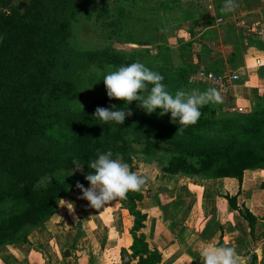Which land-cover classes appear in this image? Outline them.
Instances as JSON below:
<instances>
[{
  "label": "trees",
  "instance_id": "obj_1",
  "mask_svg": "<svg viewBox=\"0 0 264 264\" xmlns=\"http://www.w3.org/2000/svg\"><path fill=\"white\" fill-rule=\"evenodd\" d=\"M141 1L29 0L20 11L12 6V0H0V205L10 201L8 215L0 219V248L27 242L29 231L43 226L63 197L79 191L77 182L88 185L84 178L92 171L88 162L107 151L112 152L113 158L122 157L135 172V145L141 147L146 158L169 154L160 165V170L168 174L241 181L245 170L264 169L261 100L246 113L228 111L226 117H218L213 109L204 106L197 123L182 131H178V123L170 120V113L160 116V109L151 114L137 112L122 100L109 99L106 90L82 110L72 109L71 104L81 97V71L107 65L118 69L139 62L141 56L112 47L75 48L71 44L73 19L94 17L109 38L141 44L129 32L122 39L127 26L126 5L143 7ZM245 2L250 8L251 1ZM223 3L224 0L215 3V16L223 14ZM163 4L159 6L164 7ZM90 8H94V13ZM202 20L203 15L194 12L193 24ZM189 33L194 35L193 31ZM210 35L211 32L207 36ZM242 36L232 30L225 38L237 49L245 46ZM248 39V45L264 51V39ZM198 43L197 63L183 61L175 65L167 47L160 49L161 61L157 60L158 55L153 58L156 67L152 71L164 77L162 83L170 93L196 85L189 84L187 78L200 64L207 70L223 72L217 63L205 60L208 45L202 40ZM191 46L192 41H186L180 49ZM237 56L235 51L234 57ZM113 105L131 110L132 115L121 125L102 124L93 117L97 107L114 110ZM73 161L83 163L82 171H74ZM60 172L65 174L59 177ZM226 198L244 220H255L247 209L237 205L236 195ZM141 199V190L130 191L121 203L132 218L131 257L137 264H160V254L148 247L141 232L146 219L136 206Z\"/></svg>",
  "mask_w": 264,
  "mask_h": 264
},
{
  "label": "crops",
  "instance_id": "obj_2",
  "mask_svg": "<svg viewBox=\"0 0 264 264\" xmlns=\"http://www.w3.org/2000/svg\"><path fill=\"white\" fill-rule=\"evenodd\" d=\"M148 1H158L160 13L171 14L172 17V13L179 12V8H185L181 10L182 18L169 21L168 25L175 28L172 39L183 43L187 41L184 40L187 35L192 41L191 48L200 40L206 44L205 37L210 32L214 36L223 32L226 37L227 32L233 30L244 37L264 39V15L257 16L247 25H244V20H226L221 24L216 19L228 13L215 16V8L205 4L212 0H201L203 8L192 0L173 3H168V0ZM161 2L164 7L159 6ZM196 11L203 15V20L193 24ZM252 24L251 31L258 34L257 30H261L262 35L255 36L249 32ZM189 31H193L194 35L191 36ZM225 37L219 42L221 44L214 40L207 45H217L222 49L232 47L233 51L229 52L224 64L233 68L234 72L243 66L253 69L255 60L264 64V51L254 44L248 45L247 41L241 50L242 58L234 57L235 44ZM195 53L193 63H197ZM217 91L229 112L237 106L244 107L248 112L260 101L258 90L250 80L236 82L227 92ZM143 164L149 166V173L146 174L147 182L141 188L142 199L136 202V206L146 215L141 232L148 247L160 254V264H203L200 253L206 245L234 248L239 257L238 264H264V169L245 170L239 181L229 177L168 174L152 163ZM80 195L77 191L62 198L74 204L73 213L60 206V201L56 212L43 226L29 231L27 242L0 248V264H137L130 251L132 218L122 208V199L93 209L86 200L78 199ZM233 195L237 197V205L255 217L253 222L244 220L230 207L226 197ZM123 212L129 217H125Z\"/></svg>",
  "mask_w": 264,
  "mask_h": 264
},
{
  "label": "rangeland",
  "instance_id": "obj_3",
  "mask_svg": "<svg viewBox=\"0 0 264 264\" xmlns=\"http://www.w3.org/2000/svg\"><path fill=\"white\" fill-rule=\"evenodd\" d=\"M147 1V0H146ZM193 3L200 4L203 8V5L200 3L201 0H192ZM220 2V0H213L209 1L208 3H205L206 5H211L212 7H215L216 2ZM251 1V7L248 8L247 3L245 0H236L237 7L235 11L229 12L226 16H224L221 20V24L225 23L226 20L228 21H237L240 22L241 20H244V25H247L251 23V21L255 20L257 16L261 15L263 17L264 15V0H250ZM29 0H12L11 4L16 9L22 11ZM145 5L142 6H129L126 5L127 8V26L123 28V37H126V34L129 32L133 37L136 39L141 40V44L137 43H129L124 42L123 40L117 39V38H109L106 30L103 31V29L98 25V23L95 22V18L92 17L91 19L87 20L85 16H76L73 19V36L71 38V44L78 49H100L104 47H112L115 50L123 51L126 53H132L136 52L137 54H140L139 62L145 65L147 68L152 70L156 67L155 61H153V58L157 57L158 61H161V58L159 56L160 49L162 47L169 48V53L172 57L173 63L175 65L181 64L183 61H194L195 58H192L193 52H200V45L199 41L195 42L196 44L191 48H186L181 50V42L176 43V39H172L175 32V28H173L172 25H168L169 21H174V19H177L179 17L182 18L181 14L182 9L185 8H179V12L172 13L171 14L160 13V9L157 7L158 2H145V0L141 1ZM146 6V7H145ZM91 12L94 13V8H90ZM188 10V9H186ZM258 10L260 11V14L258 13ZM176 11V10H175ZM171 19V20H170ZM248 21V22H247ZM174 23V22H173ZM247 23V24H246ZM251 26H249V32L255 36H258L259 34L262 35L263 32L261 30H257V32H254V30L251 31ZM131 30V31H130ZM245 32V30L243 31ZM245 32V33H249ZM245 35V34H244ZM184 40H188L189 37L187 35L184 36ZM223 32L217 33L216 36L210 35L205 37V42L210 43L211 41L215 40V43H219L221 40H224ZM248 37L245 36L243 42L249 41ZM218 41V42H216ZM249 43V42H248ZM246 46V45H245ZM199 47V49H198ZM232 48V47H231ZM231 48H226L220 46H208V53L204 54V58L209 63H217L218 70L220 71H232L234 72V69L229 67L228 65L224 64L225 58H228L229 52L233 51ZM221 49L224 51L222 54ZM242 48L238 47L237 49H234L236 53L238 54V58H242ZM201 54H203L201 52ZM254 68H245L244 66L240 69L236 70L234 73L239 75L238 83L243 80L245 82L249 81L255 85L256 89L258 90L259 97L262 103H264V64L258 61H254ZM199 67H204L199 65ZM117 68L111 65H107L104 67H97V66H91L88 69L80 72V90H81V97L77 101L84 106H86L89 102L93 100L94 97L99 95L103 90H105L104 84H103V76L108 74L110 71H115ZM210 88L209 85L202 84V85H192L184 88L185 91H192V90H198L200 92H203ZM172 94H174V91H171ZM138 101H133L129 105L131 108L137 112L140 113H146L143 109L138 107ZM210 109H213L216 113V116L218 117H226L228 115V106L223 104V102L216 103V104H208L206 105ZM72 109L79 110V106L77 105V102L74 101L71 104ZM243 109H245L243 107ZM246 110V109H245ZM134 157L136 165L138 166L137 172L146 175L149 173V166L145 163L146 161L151 162L154 167H160L162 165L166 158L169 156L167 153H158L157 155H154L152 157L146 158L142 152L141 147L138 145L134 146ZM65 173L60 172L58 174L59 177H62ZM10 206V201L5 200L0 205V219L5 218L8 215V209ZM123 215L125 217H129L128 214L126 215L123 212ZM126 219V218H125Z\"/></svg>",
  "mask_w": 264,
  "mask_h": 264
},
{
  "label": "clouds",
  "instance_id": "obj_4",
  "mask_svg": "<svg viewBox=\"0 0 264 264\" xmlns=\"http://www.w3.org/2000/svg\"><path fill=\"white\" fill-rule=\"evenodd\" d=\"M236 0H224L220 9L221 13L235 11ZM164 77L150 70L140 62H133L127 66H120L115 71H110L103 76V84L109 99L122 100L127 106L133 101H138V107L146 114L160 109V116L170 113V120L178 123V131H182L190 125L197 123L201 116L200 108L208 104L222 102V96L216 88L210 87L200 92L198 90H177L170 93L164 83ZM149 85L151 87L149 88ZM77 105L82 110L83 105L77 100ZM97 107L93 117L102 124L115 122L123 124L127 116H131V110ZM74 171H82L83 163L73 161ZM89 171L85 174L88 187L77 182L76 188L81 195L78 199H84L89 207L100 209L106 204L116 200L125 199L127 194L140 191L147 182V176L131 170L130 165L123 161L122 157L113 158L111 151L98 154L97 158L88 162ZM62 207H66L70 213L74 212L72 202L60 200ZM203 264H238L239 257L236 250L227 245H206L200 253Z\"/></svg>",
  "mask_w": 264,
  "mask_h": 264
},
{
  "label": "built area",
  "instance_id": "obj_5",
  "mask_svg": "<svg viewBox=\"0 0 264 264\" xmlns=\"http://www.w3.org/2000/svg\"><path fill=\"white\" fill-rule=\"evenodd\" d=\"M213 1V0H212ZM217 22H221L222 18L218 17ZM239 75L232 71H223L216 73L199 67L191 72L187 78L189 84H206L210 87L216 88L219 91L227 92L238 81ZM231 112L246 113L242 106L232 107Z\"/></svg>",
  "mask_w": 264,
  "mask_h": 264
}]
</instances>
